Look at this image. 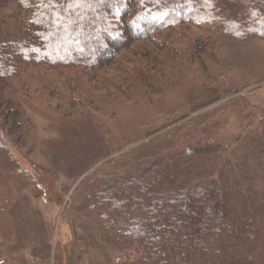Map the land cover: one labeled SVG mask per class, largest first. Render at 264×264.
<instances>
[{"label": "rangeland", "instance_id": "374dc122", "mask_svg": "<svg viewBox=\"0 0 264 264\" xmlns=\"http://www.w3.org/2000/svg\"><path fill=\"white\" fill-rule=\"evenodd\" d=\"M15 10V0H0L3 15ZM182 30L167 42L123 43L110 67L21 68L7 86L19 103L0 86V109H9L0 140L28 173L13 190L18 240L0 251V264H118V249L78 217L75 194L86 179L138 173L156 156L187 159L193 144L201 147L189 171L195 185L228 171V158L244 157L264 120V39H218L204 54L195 47L209 34ZM209 141L217 152L205 150ZM260 165L262 177L264 159ZM44 248V260L28 254Z\"/></svg>", "mask_w": 264, "mask_h": 264}, {"label": "trees", "instance_id": "16d2710c", "mask_svg": "<svg viewBox=\"0 0 264 264\" xmlns=\"http://www.w3.org/2000/svg\"><path fill=\"white\" fill-rule=\"evenodd\" d=\"M15 3L18 10L0 11V86L3 98L16 103L7 86L29 65L110 67L123 43L167 42L188 25L209 34L206 45L195 47L204 54L215 52L218 39H264V0ZM8 111L0 109V127ZM258 128L257 136L244 143L243 158H228V171L195 185L189 182L192 153L201 147L193 144L187 159L178 152L147 159L138 173H97L75 194L78 217L99 233L103 244L118 249V264H264V173H258L264 120ZM204 147L209 154L219 145L209 141ZM251 159L255 171L249 173L243 164ZM27 175L0 140V251L17 243L14 193ZM36 250L28 254L44 260L45 248ZM14 264L25 263L18 258Z\"/></svg>", "mask_w": 264, "mask_h": 264}]
</instances>
